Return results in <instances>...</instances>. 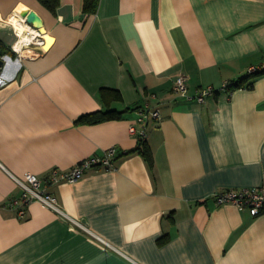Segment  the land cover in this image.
I'll return each mask as SVG.
<instances>
[{
  "label": "crops",
  "instance_id": "0c3cea01",
  "mask_svg": "<svg viewBox=\"0 0 264 264\" xmlns=\"http://www.w3.org/2000/svg\"><path fill=\"white\" fill-rule=\"evenodd\" d=\"M25 8L43 43L18 57L17 28L36 27L19 24ZM0 58V264H264V214L212 197L264 185V74L205 103L172 89L179 74L189 95L220 88L263 62L264 0H0ZM147 105L151 164L129 131ZM104 110L121 116L79 121ZM109 147L114 169L46 183ZM26 173L62 213L6 206Z\"/></svg>",
  "mask_w": 264,
  "mask_h": 264
},
{
  "label": "built area",
  "instance_id": "2783aa9c",
  "mask_svg": "<svg viewBox=\"0 0 264 264\" xmlns=\"http://www.w3.org/2000/svg\"><path fill=\"white\" fill-rule=\"evenodd\" d=\"M20 23L27 24L23 18L19 21V24ZM39 40H41L40 43H43L41 33L36 28L32 30L24 29L23 37L19 34L18 30H16V41L14 45L11 46V50L18 57H20L22 49H25V47H28ZM18 44L19 46H17ZM247 73L264 74V61L258 65H251L248 68ZM229 84V82H224L220 88H215L211 85L200 87L192 96L188 94L187 76L185 74H179L173 82L172 89L174 94L180 97H185L188 99L194 98L199 103H205L208 96L219 90H227L228 92L231 91L232 89L229 87ZM136 113L137 116L130 124L129 131L131 134L135 135L138 140L146 139L148 122L151 119H159V110L151 108L147 105L136 108ZM115 154L116 148L109 147L101 154L92 155L82 159L68 170L61 171L57 168H53L46 179V183L53 184L61 181L73 183L82 178L85 172L89 169H114ZM14 180L20 186L21 194L19 197L11 198L6 203V206L14 209L19 219H22L25 216L26 207L32 201L40 202L50 209L62 213L56 197L49 193L45 187L41 186V181L38 179V177L31 173H26L24 177H14ZM212 197L218 205L233 204L239 208L249 210L252 215L264 214V185L240 189L227 188L215 192ZM74 223L86 229V227L81 222L74 220Z\"/></svg>",
  "mask_w": 264,
  "mask_h": 264
},
{
  "label": "trees",
  "instance_id": "16d2710c",
  "mask_svg": "<svg viewBox=\"0 0 264 264\" xmlns=\"http://www.w3.org/2000/svg\"><path fill=\"white\" fill-rule=\"evenodd\" d=\"M59 0H40V2L49 10H54L58 5ZM94 0H84V8L90 9L93 6ZM263 73H255V74H248L238 81H230L229 87L231 89L240 88L244 86H249V84H244L243 82L248 78L256 75H260ZM121 116V112H117L115 110H104V111H96L92 113H87L84 116L80 117L79 121L85 122H100L109 118H117ZM137 149L140 153L144 156V158L151 164L152 162V154L150 147L146 143V139H139L138 140V147Z\"/></svg>",
  "mask_w": 264,
  "mask_h": 264
},
{
  "label": "water",
  "instance_id": "95a60500",
  "mask_svg": "<svg viewBox=\"0 0 264 264\" xmlns=\"http://www.w3.org/2000/svg\"><path fill=\"white\" fill-rule=\"evenodd\" d=\"M20 16L25 19L26 23L29 25H33L35 28H39L40 32L44 31L42 27V21L40 16L33 10H30L28 8L22 9L19 12ZM4 64V61L2 58H0V68Z\"/></svg>",
  "mask_w": 264,
  "mask_h": 264
},
{
  "label": "bare ground",
  "instance_id": "6f19581e",
  "mask_svg": "<svg viewBox=\"0 0 264 264\" xmlns=\"http://www.w3.org/2000/svg\"><path fill=\"white\" fill-rule=\"evenodd\" d=\"M17 30H18V28H17ZM19 34L22 35V37H23V30H21ZM50 40H51V39L48 38L46 47H48V46L50 45V43H51ZM17 46H19V44H18ZM46 47H45V48H46Z\"/></svg>",
  "mask_w": 264,
  "mask_h": 264
}]
</instances>
